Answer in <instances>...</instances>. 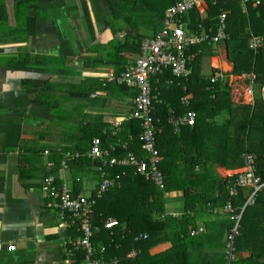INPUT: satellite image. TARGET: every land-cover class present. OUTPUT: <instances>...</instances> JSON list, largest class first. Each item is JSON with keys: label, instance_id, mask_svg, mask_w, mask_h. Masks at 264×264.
I'll return each instance as SVG.
<instances>
[{"label": "trees", "instance_id": "1", "mask_svg": "<svg viewBox=\"0 0 264 264\" xmlns=\"http://www.w3.org/2000/svg\"><path fill=\"white\" fill-rule=\"evenodd\" d=\"M120 1V4L126 5L133 0ZM146 1L135 0V14L126 15L127 20L122 21L123 28L139 22L155 27L156 33L161 27L165 10L178 0H151L148 5ZM33 2L34 0H15L16 33L17 29H26L23 12L31 4L33 7ZM208 2L204 19H201L196 9L182 16L187 28L194 32L201 26L213 34L218 16L225 12L227 59L233 64V72L238 75L253 71L257 83L264 84V59H261L264 47L257 53L247 47L249 32L264 40V0H259L256 7L249 4L247 15L241 13L239 0H217L215 5ZM3 17L4 5L0 2V20ZM26 33L32 31L25 30ZM113 33L116 34L114 28ZM126 33L122 39L114 37L105 46L101 58L98 61L88 60L85 66L113 68L119 74L128 59L138 55L140 41L144 39L135 32L126 30ZM210 46L204 44L192 49V52L199 53L196 54L192 74L187 82L174 78L170 72L164 74L167 78L158 77L159 83L154 82L155 78L150 80L151 94L153 97L157 96L153 100L154 117L158 120L156 124L159 129L155 143L161 158L158 168L163 175L164 189L160 190L152 182L134 175L131 168L115 166L108 169L110 177L119 174V183L95 199L90 215L92 227H99V232L93 234L92 243L106 248V259L117 257L118 264H264V189L257 194L254 204L246 206L241 212L252 189L238 188L237 196L230 197L227 188L236 181V175L223 178L217 173L218 168L238 170L243 165V155L252 154L255 157L256 173L264 181V96L256 99L253 105L233 103L228 85L220 80L210 83V78L202 77L201 58L208 55L205 50ZM38 58L31 61L27 55H21L20 58L8 60V65L19 70L29 69L32 63L44 65V59ZM86 78L94 84L80 90L77 95L79 98H89L95 92H108L110 86L116 84L102 82L98 78ZM164 81L166 84L171 81L173 85L166 88ZM117 88L118 92L129 99L137 94L122 85ZM51 89L52 85L47 84L40 92L49 93ZM164 90L166 93L162 94ZM184 95L190 98L188 107L180 104V98ZM188 110L196 114L195 125L183 127L178 134L174 133L169 119ZM94 118L97 119L92 127L84 126L80 137V141H87L89 147L85 149L75 146L73 151L85 154L90 149L92 139L99 137L103 147L110 144L117 146L113 153L116 157L132 152L140 159L146 158L138 141L140 129L136 121L124 124L121 132L112 136L111 132L102 134L108 128L102 117ZM96 121L98 124L95 126ZM123 143L127 144L126 150L122 149ZM56 160L59 161L58 156ZM97 164V161L86 157L68 162L75 175L86 174L92 176L93 180L97 174L93 167ZM79 188L77 186L75 191L79 192ZM174 192L177 194L172 197L170 194ZM228 202L233 211L223 213L221 209ZM172 213H177L178 216L172 217ZM237 215H240L237 234L234 235L231 250L228 251V244L231 242L228 236L237 224V220L230 217ZM107 219H115L119 226L105 229L103 223ZM200 225L204 228V233L191 237L190 230ZM139 233L147 234V239L135 241L134 237ZM66 235L80 236L77 225L68 229ZM213 240L221 241L219 251L215 249L212 253L210 247L207 249L210 251H201L205 248L202 243L207 244V241ZM165 245L168 246L167 249L166 246L162 252H154ZM138 248L141 253L136 260L126 257L131 249ZM242 254L248 255L244 257ZM82 260V254L77 253L71 259V264H81Z\"/></svg>", "mask_w": 264, "mask_h": 264}, {"label": "crops", "instance_id": "2", "mask_svg": "<svg viewBox=\"0 0 264 264\" xmlns=\"http://www.w3.org/2000/svg\"><path fill=\"white\" fill-rule=\"evenodd\" d=\"M150 1L147 0L146 4ZM250 1L259 5V0ZM0 2L4 5V17L0 20H4L0 22V44L25 43L23 47H16V51H0V264H67L62 241L81 236V233L77 237L66 235L74 225L79 231V222L69 214L61 217V211L46 206L40 191L41 182L45 177L52 176L57 185L63 184L73 196L88 195L94 193L97 176H94L95 180L86 174L77 176L69 165L66 171H62L59 167L62 153L74 152L75 146L55 140L58 127L50 130L51 136L40 131L47 122L48 126L59 118L56 109L59 111L62 104L65 105L67 96V90L63 91L64 86L78 87L72 93L74 98H79L80 90L94 84L92 81L86 82V77L99 79L108 71H114L113 68L87 67L85 63L88 60L98 61L105 46L114 37L124 38L126 30L148 38L155 33V27L135 21L136 24L123 28L122 21L135 14V0L126 5L120 4V0H34V6L31 4L23 12L26 29H17L23 33L14 34L11 30L17 26L15 0ZM208 3L196 9L201 19L206 17ZM122 28L123 31H120ZM25 30L32 33L25 34ZM215 50L216 55L211 56L218 59V66L213 64L214 74L221 72L226 75L230 99L238 103L236 97L248 85L247 75L254 72L235 74L233 64L227 59L228 48L227 53L220 52L218 46ZM21 55H27L31 61L43 58L44 65L32 63L27 70L10 68L8 60L20 58ZM261 56L264 59V53ZM131 60L133 57L128 62ZM222 62L227 63V72L222 70ZM256 79L255 75L252 84L254 101L264 96V84L259 85ZM154 82L157 83L158 79ZM164 83L166 88L173 85L171 81ZM47 84H51L52 89L49 93L41 94V89ZM165 93L164 90L162 94ZM94 94L96 96L93 97ZM96 97L99 99L95 104L98 114H89L93 117L88 118L93 120H83L80 133L84 126L92 127L97 119L94 116L102 117L103 123L110 129L107 121L119 119L131 109V99L118 91L116 93L113 88L109 92H95L89 96ZM97 124L98 121L95 126ZM57 156L59 161L56 160ZM49 161L55 162L53 169L47 168ZM235 171L217 169L223 178ZM77 186L80 187L79 192L75 191ZM176 194L170 195L174 197ZM10 245L14 246L12 251L7 250ZM166 246L158 247L155 251ZM247 255L242 254L244 257Z\"/></svg>", "mask_w": 264, "mask_h": 264}, {"label": "built area", "instance_id": "3", "mask_svg": "<svg viewBox=\"0 0 264 264\" xmlns=\"http://www.w3.org/2000/svg\"><path fill=\"white\" fill-rule=\"evenodd\" d=\"M208 1L215 5L217 0H178L174 4H171L164 12L159 30L152 37L144 38L140 41L138 55L133 60L127 62L119 74L110 70L99 77L102 82L116 83L137 93L131 98L130 111L119 119L107 121L110 124V129H104L102 134L107 135L111 132L112 136H116L122 130L124 124L136 121L140 129L138 141L146 158L140 159L132 152H127L122 157H116L113 154L117 149L116 145L110 144L105 148L103 147L102 139L94 137L91 141L90 149L84 155H81L78 151H65L62 153L59 163L60 169L66 171L68 162L72 159L86 157L92 161H97L98 164L93 167L97 172L96 187L93 194L73 196L63 184L57 185L52 176L45 177L41 182L40 191L42 197L46 200V206L61 211V217L69 214L79 222L81 236L78 238H67L62 241L67 264H71V259L77 253H81L83 256L81 264H118L119 262L117 257L106 259V248L104 246H95L92 243L94 232H99V227L93 228L90 221L94 201L108 190L116 187L120 179L119 174L110 177L108 169H112L115 166L131 168L134 175L141 176L146 181L152 182L160 190L164 189L163 175L158 168L161 158L155 143V136L159 132V129L156 124L158 120H155L154 117L153 100L157 98L151 94L152 87L150 80L152 78L157 80L158 77L163 76L166 72H170L174 78L187 82L192 74V64L195 61L196 54L199 53V51L196 53L192 52V49L204 44L218 46L222 41L228 39V35L225 32V12L218 16L216 30L213 34L211 31H205L201 26L198 27V30L191 32L183 22L182 16L193 9H198L203 4L206 5ZM240 4L243 15H247L248 4L254 7L258 6V2L250 0H240ZM247 47L249 50L257 53L264 47V40L262 37L249 32ZM209 78L210 83L220 80L228 85L224 73H216ZM247 81L248 85L236 97V102L253 105L252 84L255 81V74L249 73ZM184 90L185 87L183 88ZM94 96L96 95L94 94ZM180 104L188 107L190 98L186 95L182 96ZM195 121L196 114L191 110L169 119V123L176 134L183 127L194 126ZM121 146L122 149H127L126 143L121 144ZM254 162L255 157L252 154H244L242 167L234 172L236 181L227 188L230 197L237 196L238 188L252 189L241 212L246 206L253 205L257 194L264 189V181L257 175ZM46 166L48 169H53L56 164L54 161H49ZM221 211L223 213H231L233 211L231 204L228 202ZM177 216V213H172V217ZM230 218H235L237 224L232 230L231 235L228 236L231 241L228 244L229 251L231 250L233 237L237 234L236 229L240 215ZM103 226L105 229L110 230L118 227L119 223L115 219H107L104 221ZM201 233H204L202 226L190 230L189 235L195 237ZM147 237V234L139 233L134 237V240L138 242L144 241ZM13 249V245L7 248L8 251H12ZM140 253L141 250L139 248L131 249L126 257L136 260Z\"/></svg>", "mask_w": 264, "mask_h": 264}, {"label": "rangeland", "instance_id": "4", "mask_svg": "<svg viewBox=\"0 0 264 264\" xmlns=\"http://www.w3.org/2000/svg\"><path fill=\"white\" fill-rule=\"evenodd\" d=\"M107 17L110 16V14H106ZM23 18V17H22ZM12 32L16 33L15 29H12ZM19 34L23 33V32H19ZM108 51H110V47L107 46L106 47ZM214 49H216V45H212L209 47V49L205 50V53L208 54L209 56L211 54H216L217 52H214ZM135 57V56H134ZM133 57V58H134ZM201 64V62H200ZM215 65L218 66L217 63H215ZM198 70V69H197ZM102 73L100 72L99 75H101ZM96 76V75H95ZM86 81H91V80H86ZM115 84V83H114ZM117 84L115 85H111L110 88L114 89V91L117 93V91L119 90L117 88ZM79 89L76 86L73 85H67L63 87V91H66L67 96L65 97V105L62 107L61 109L58 111V108L56 109V111L58 112L56 114L57 117L59 118H55V121H53L50 125L47 126V124L49 122H47V124L41 129V133H44L48 136H51L52 133L50 132V130H52L55 127L56 131L58 133V136H55V140L58 141V143L60 141H64L67 144H70L71 146H79V147H83V148H88L89 147V143L85 140L80 141V137H81V133H80V128H81V124L83 122V120H85L86 118H88L89 114L94 113V114H98V110L96 109V102L97 100H99L97 97L96 98H83L81 97L79 98H74L72 91H75ZM109 92V91H108ZM99 103V101H98ZM120 109V107H119ZM55 111V112H56ZM47 126V127H46ZM57 142H55V144H58ZM42 143H39V145H41ZM49 144V143H46ZM71 149V148H70ZM212 242L207 241V244H210ZM214 243V240H213ZM206 243H202L203 247L201 251H212V253H214V250H219L220 249V242H216L215 245H207ZM213 246V248H212ZM209 247L211 248L210 250ZM168 248V246L166 247V249ZM163 250V249H162ZM162 250L158 251V253L162 252ZM156 252V251H154ZM152 253V252H151ZM200 253V251L198 252Z\"/></svg>", "mask_w": 264, "mask_h": 264}, {"label": "water", "instance_id": "5", "mask_svg": "<svg viewBox=\"0 0 264 264\" xmlns=\"http://www.w3.org/2000/svg\"><path fill=\"white\" fill-rule=\"evenodd\" d=\"M24 45H25V43L0 44V51H6L5 53H9L10 51H16V47H23ZM218 50L220 52L224 51L225 53H227V44L225 41H222L218 45ZM213 63L214 64L218 63V59L217 58L212 59L211 56H209V55H204L201 58L200 75L202 77L209 78L214 74ZM221 67H222V70L224 72H227L226 69L229 68L226 62H222Z\"/></svg>", "mask_w": 264, "mask_h": 264}, {"label": "bare ground", "instance_id": "6", "mask_svg": "<svg viewBox=\"0 0 264 264\" xmlns=\"http://www.w3.org/2000/svg\"><path fill=\"white\" fill-rule=\"evenodd\" d=\"M214 64V63H213ZM214 66H215V64H214ZM260 200V199H259Z\"/></svg>", "mask_w": 264, "mask_h": 264}]
</instances>
